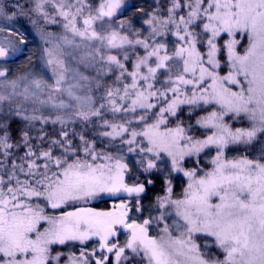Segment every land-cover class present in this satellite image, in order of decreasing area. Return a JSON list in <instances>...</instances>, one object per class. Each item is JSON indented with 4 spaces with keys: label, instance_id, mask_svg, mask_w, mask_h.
Wrapping results in <instances>:
<instances>
[{
    "label": "snow or ice",
    "instance_id": "obj_1",
    "mask_svg": "<svg viewBox=\"0 0 264 264\" xmlns=\"http://www.w3.org/2000/svg\"><path fill=\"white\" fill-rule=\"evenodd\" d=\"M0 36V264H264V0H0Z\"/></svg>",
    "mask_w": 264,
    "mask_h": 264
},
{
    "label": "rangeland",
    "instance_id": "obj_2",
    "mask_svg": "<svg viewBox=\"0 0 264 264\" xmlns=\"http://www.w3.org/2000/svg\"><path fill=\"white\" fill-rule=\"evenodd\" d=\"M14 2V0H3V3L5 5H11ZM141 2L144 4L145 7H148L149 5H151L153 3V0H141ZM20 4H26L23 3L21 1H19ZM26 26V25H25ZM28 27V26H26ZM34 34L37 43L39 44H43V41L40 40V36L39 33H37L35 31V29L32 27L31 23H29V27H28ZM49 31H55L54 27H49ZM8 35L9 38L11 39H15L18 40L19 37L15 36V35H10V34H5ZM5 37L4 36H0V40H3ZM31 56V59L29 60L27 57ZM39 59V49H37L36 47H32L29 49L28 53L25 54V59L18 61L14 66H12V78H18L20 76H22L25 73H28L30 71H32V67L38 62ZM7 89L0 87V92H6ZM0 118H3V114L0 113ZM239 126V125H237ZM235 154V153H233ZM181 181H177V187H176V191L179 192L181 190ZM154 194V193H153ZM133 264H139V258H136L133 261Z\"/></svg>",
    "mask_w": 264,
    "mask_h": 264
},
{
    "label": "trees",
    "instance_id": "obj_3",
    "mask_svg": "<svg viewBox=\"0 0 264 264\" xmlns=\"http://www.w3.org/2000/svg\"><path fill=\"white\" fill-rule=\"evenodd\" d=\"M19 1H21V2H23V3H27V2H28V0H19ZM24 23H25L26 26L29 27V22H28L27 20H24ZM9 123H10V125H11V127H12L13 129H18V128L22 127L21 123H19V122L13 123L12 121H9ZM17 135H18V133H17ZM158 190H159V189H158V186H157V188L154 189V193H155V191H158ZM99 207H100V208H104L105 205L101 203V204H99Z\"/></svg>",
    "mask_w": 264,
    "mask_h": 264
}]
</instances>
